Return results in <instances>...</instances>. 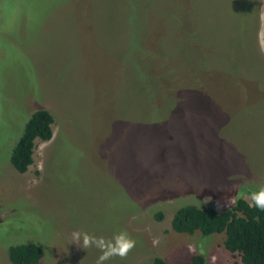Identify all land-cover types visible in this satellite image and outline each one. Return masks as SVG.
<instances>
[{
  "label": "rangeland",
  "instance_id": "1",
  "mask_svg": "<svg viewBox=\"0 0 264 264\" xmlns=\"http://www.w3.org/2000/svg\"><path fill=\"white\" fill-rule=\"evenodd\" d=\"M263 32V0H0V264L24 243L37 264H96L74 231L136 240L105 264H241L223 234L170 222L264 187ZM38 109L52 137L18 174Z\"/></svg>",
  "mask_w": 264,
  "mask_h": 264
},
{
  "label": "trees",
  "instance_id": "2",
  "mask_svg": "<svg viewBox=\"0 0 264 264\" xmlns=\"http://www.w3.org/2000/svg\"><path fill=\"white\" fill-rule=\"evenodd\" d=\"M262 43L264 47V32ZM52 123V116L44 109H38L28 117L9 156L15 172L23 174L27 171L32 164L35 141L47 142L51 139ZM234 199L232 205L221 211L194 205L182 206L174 212L170 228L176 234L192 235L196 231L202 236L223 234V249L238 257L241 264H264V211L250 207L240 197ZM154 218L160 220L161 215H154ZM7 256L11 264H37L42 258V251L36 244L24 243L9 246ZM203 261L202 256L195 255L191 264H203ZM151 264L165 262L154 257Z\"/></svg>",
  "mask_w": 264,
  "mask_h": 264
},
{
  "label": "clouds",
  "instance_id": "3",
  "mask_svg": "<svg viewBox=\"0 0 264 264\" xmlns=\"http://www.w3.org/2000/svg\"><path fill=\"white\" fill-rule=\"evenodd\" d=\"M249 206L264 211V187L260 188L259 191L252 193ZM72 238L78 247L86 250L94 246L101 252L96 264H105L106 261L114 257L126 259L128 254L136 246V240L131 238L126 231H121L118 234H115L111 239L96 237L86 232L82 233L80 231H74L72 233ZM153 243L156 244L157 241H154Z\"/></svg>",
  "mask_w": 264,
  "mask_h": 264
}]
</instances>
